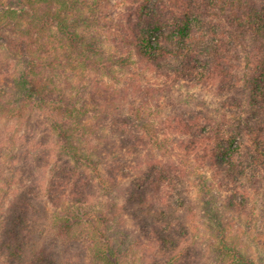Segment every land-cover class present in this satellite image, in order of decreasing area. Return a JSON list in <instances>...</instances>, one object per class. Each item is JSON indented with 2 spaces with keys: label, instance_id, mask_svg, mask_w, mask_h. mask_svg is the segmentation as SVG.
<instances>
[{
  "label": "trees",
  "instance_id": "trees-1",
  "mask_svg": "<svg viewBox=\"0 0 264 264\" xmlns=\"http://www.w3.org/2000/svg\"><path fill=\"white\" fill-rule=\"evenodd\" d=\"M0 118V264H264V0H0Z\"/></svg>",
  "mask_w": 264,
  "mask_h": 264
},
{
  "label": "rangeland",
  "instance_id": "rangeland-1",
  "mask_svg": "<svg viewBox=\"0 0 264 264\" xmlns=\"http://www.w3.org/2000/svg\"><path fill=\"white\" fill-rule=\"evenodd\" d=\"M21 130L22 129L18 130V127H16V125L12 124L11 122L6 121L3 118H0V194H2L3 190L6 188L2 178H6L5 180L9 181V178L11 177V180H12L13 179L12 175L16 176V173H17L18 164L16 161H13V154L16 152V146H14V148H11V147L15 143L17 145V141L19 139ZM10 136H12L15 139V141H14V144L12 143L10 146H7L9 144L8 142H9ZM37 137H35V139H37ZM24 142H25V139H24ZM32 143H33L32 137H30L29 139H26L27 146H29ZM16 187H18L16 186V184L14 186L12 184L10 188L7 189L9 193L8 196H10L9 198H11L13 191L16 190ZM41 191H42V187L39 188V193ZM33 199H34L33 200L34 209L32 208V212L34 216H37L39 212H37L36 210L37 209L39 210L42 207V204L44 203L43 201L45 199L42 195L39 196V194L35 196L34 193H33ZM39 216L41 215L39 214ZM36 223L40 224L39 218L38 219L36 218ZM63 249L65 248H62V250ZM253 250L255 249L253 248Z\"/></svg>",
  "mask_w": 264,
  "mask_h": 264
}]
</instances>
